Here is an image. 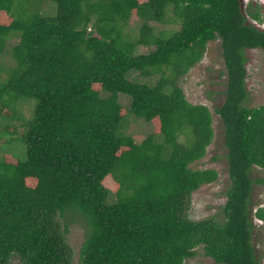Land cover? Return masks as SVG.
Returning a JSON list of instances; mask_svg holds the SVG:
<instances>
[{"label": "trees", "instance_id": "trees-1", "mask_svg": "<svg viewBox=\"0 0 264 264\" xmlns=\"http://www.w3.org/2000/svg\"><path fill=\"white\" fill-rule=\"evenodd\" d=\"M42 1L0 0V53L19 36L15 65L4 77L0 70V127L21 122L14 126L25 132L27 157L0 158V264H71L76 221L85 228L80 264H185L198 248L217 264H264L252 219L253 184L264 183L252 178L264 170V103L247 104L246 66L247 49H264V7L49 0L57 13L48 17ZM134 15L144 20L138 32L128 29ZM217 38L227 84L216 112L230 185L222 217L192 219L193 192L219 172L192 166L214 141L213 115L186 98L180 81ZM139 46L154 49L138 54ZM138 119L154 126L141 142L126 133ZM5 143L0 136V149ZM254 216L264 222V206Z\"/></svg>", "mask_w": 264, "mask_h": 264}, {"label": "rangeland", "instance_id": "rangeland-1", "mask_svg": "<svg viewBox=\"0 0 264 264\" xmlns=\"http://www.w3.org/2000/svg\"><path fill=\"white\" fill-rule=\"evenodd\" d=\"M35 5H37V0ZM247 5L251 0H244ZM18 2V1H17ZM252 8L264 7V0H253ZM40 10L45 16H56L57 7L52 1H42ZM143 19L138 16H132L128 29L138 32L143 24ZM153 25L160 29H177L178 24H161L152 22ZM264 29V21L257 24ZM11 32V35H15ZM19 41V36H15L8 42L5 52L0 53V70L4 77L10 65H15L12 57V47ZM154 47L139 46L137 48L138 54H146L152 51ZM247 88L250 96L247 104L250 106H258L264 103V49H247ZM137 75L136 72L131 73ZM186 98L194 104L207 105L213 115V127L215 130V138L213 143L208 147L207 154L198 163L192 165L199 168H215L219 172V178L210 184L201 186L192 194L191 205L189 209V217L192 219H200L203 217L217 216L222 217V207L227 201V189L230 185L229 164L226 157L227 148L224 141V125L221 116L216 112V109L223 105L226 99V84L227 74L225 59L221 46V39L209 43L207 51L201 62L196 64L190 71L182 76L180 81ZM121 103L130 108L131 99L129 96L121 95ZM26 114L29 117L33 111V103L27 106ZM20 124V121L7 122L10 125L9 129L0 127V136L5 137L8 143L2 145L0 149V158L5 154H11L18 159L26 160V142L25 132L14 124ZM13 124V125H12ZM154 131V126L151 121L138 119L133 122L126 133L131 134L136 142H141L149 134ZM183 140V137H182ZM264 176V170L255 168L252 172V178L256 179ZM252 208L254 219L253 243L257 250V255L262 256L264 261V222L258 220L254 213L259 206H264V183H254L252 191ZM109 201L112 202L113 195L110 196ZM85 228L82 223L76 221L70 225L68 233V242L70 243L73 253L71 264H80V248L85 239ZM17 262V259H15ZM185 264H217L213 258L206 256L202 248L197 249V254L194 257L187 258Z\"/></svg>", "mask_w": 264, "mask_h": 264}]
</instances>
